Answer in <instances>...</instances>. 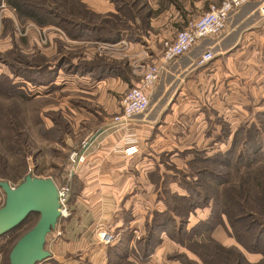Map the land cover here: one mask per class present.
Here are the masks:
<instances>
[{
    "label": "rangeland",
    "instance_id": "1",
    "mask_svg": "<svg viewBox=\"0 0 264 264\" xmlns=\"http://www.w3.org/2000/svg\"><path fill=\"white\" fill-rule=\"evenodd\" d=\"M13 1L25 2L24 4L28 6L22 11L23 13H18L5 0H0V77L9 85L14 86L16 95L9 98L0 95V105H4L6 109L10 110L13 108L17 120L24 126V136L27 143L26 156L23 159L25 175L50 177L57 187L66 185L69 188L67 208L68 201H73L76 196L83 192L85 183L88 184L91 192L96 188L94 184L99 183L100 188L96 192L101 193L103 190L102 194L105 196L110 193L115 198L119 196L121 202L113 200L112 203H104V206L107 205L108 208L115 204H122L127 195L139 196V202L132 201L129 207V210L133 208L134 212L139 213L137 219L131 218L128 213H124L122 225L119 227L114 226L118 222L114 218H110V220L101 219L104 224L106 221L112 222L111 227L110 224L94 226L96 232L100 229H106L113 235V242L104 244L107 246L105 248L106 257L109 256L111 264H141L143 261H148L163 240H166L168 242L166 246H169L164 254L166 261L170 262L168 264H254L259 262L262 258L260 253L255 254L245 250L236 240L229 245L221 244V250L217 249L208 240V237H205L206 233L199 237L194 232L192 235L195 234V236L190 237V229L193 226L197 229L199 223L205 221L211 213V201H205L203 197L208 192L214 193V188H219L215 179L206 178L200 175L197 170L207 165L204 162L205 157L209 158L219 152L225 153L231 148V139L238 127L244 126L249 129L252 128L253 124L257 126L259 119L257 120L256 115L264 110H254L252 105H248L252 92H249L250 89L248 88L251 86L245 84V80H248L249 77L244 72L254 62H246L245 65L243 59L237 60V62L236 60H223L225 62L220 66L219 74L222 76L221 78H215V75L210 72V74H204L195 80L194 86L198 85L195 87L202 101L205 102L203 105H199V111H202V115L199 116L201 125L192 124L193 118H190L188 122L187 116L189 114L177 112L171 115V118H177V122L176 120L172 121V131H169L170 128L168 127H164L163 132L154 129L147 139V144L139 148V155L136 151L137 153L135 152L133 155L115 159L116 157H109L105 153L99 156L84 154L83 146L87 142L84 137L89 132H94L99 124L97 122H85L87 120L79 117L76 112L78 107H88L87 102L95 100L96 97L62 89L61 83L55 82L56 76L51 82L45 83L43 78L52 75L49 71L55 70V64L58 63L59 57L64 56V60L70 62L74 55L71 50L62 51V55L58 54V48L68 46L69 43L66 39L59 40L57 37H52L50 40L49 31L58 32L62 37L65 35L67 38V32L57 24L60 17L68 24L78 20L84 22L93 20V23L102 28L106 26H108L107 28L121 27L123 25L131 29L130 35H135L139 29L135 26V18L139 16V12H137L139 0H113L115 6L122 8V12H118L117 15L92 13L87 6L81 4L80 0ZM29 10L34 11L39 19H44L45 23L40 25L32 20L26 13ZM262 17L264 18V16ZM47 27L49 29L45 30ZM179 30L177 28L176 32ZM51 43L52 46H50ZM85 44H91V42L83 45ZM95 45L96 48L100 46L98 43ZM102 51L103 55L115 56L120 60L125 57L122 49H103ZM96 52L98 53V51ZM259 58L262 59L261 56ZM241 65L246 66L244 72L243 67L240 68ZM36 66L41 67V69H36ZM125 68L126 74L124 73V75L127 77L129 75L139 82L141 78L139 71L136 74L134 67L126 66ZM230 68L233 70L231 72L236 75L234 78H227V75L223 74ZM258 75V79L264 78L263 73ZM251 76L253 77V74ZM61 80L60 78L59 82H62ZM135 85V83H132L131 86L128 84L122 93L116 95L119 107L124 93ZM194 92L197 94V91ZM253 93L257 95L256 91ZM19 95L24 98L19 97ZM215 106L218 108L217 111ZM220 110L223 113L218 114ZM104 112V115L106 114L110 120H113L120 110L118 112L115 109L108 114L105 109ZM232 118L235 121L234 126L230 122ZM214 128L219 130L220 134L218 138L211 139L206 135ZM178 132L185 133V135H178ZM246 132L241 133L243 134L242 137L246 136ZM251 132L254 131L251 130ZM197 134H200L199 138L196 137ZM23 143L25 142L23 141ZM81 151L80 160H76ZM144 154L150 155L146 156L145 162L139 165V168L136 167L135 162L137 160L143 161ZM5 158L9 163L7 170L17 163L8 155ZM210 166L219 173L228 172L227 177L232 175V179H235L234 174H238L233 169V172L228 171L227 167H219L218 164ZM75 173L80 174L83 180ZM224 176L226 177V174ZM20 180L21 178L9 183L16 186ZM143 182L146 183L145 187ZM116 188H118L119 193H116ZM146 190L151 198L150 202L141 199L144 198L141 196L147 195ZM128 192L130 193L127 194ZM96 194H93V199L98 198ZM105 196L104 200H107ZM3 203L4 194L0 189V207ZM108 214L106 212V215ZM177 214L183 215L181 222ZM38 217V214L31 213L18 228L0 237V264H9L10 249L17 239L36 223ZM171 218L174 222L165 224V226L161 225ZM155 222L160 225L152 228ZM180 223H183L182 228L184 227V230L177 228ZM222 228L225 234L229 236L227 229L224 226ZM149 231L152 232V238L148 240ZM182 231L185 234H182V237L177 236ZM53 233L54 231L50 235L48 234L45 249L54 251L64 260V253L58 248L55 249V246L53 247L55 245V242L54 244L51 242L54 237ZM167 233H173L179 238V241L170 239ZM209 233L213 239L211 232ZM131 237L133 240L129 242ZM213 241L219 243L215 239ZM244 242L249 243L251 241L244 239ZM263 244L264 241L261 243V249L264 252ZM145 245L148 246V256L146 257L143 253ZM117 247L121 248L120 256L122 259L113 255V250L116 252ZM233 247H237L238 251L232 252L231 248ZM240 252L244 255L242 259L245 263L238 259ZM246 252L254 254L250 257V261L245 256ZM106 264H109L108 261Z\"/></svg>",
    "mask_w": 264,
    "mask_h": 264
},
{
    "label": "crops",
    "instance_id": "2",
    "mask_svg": "<svg viewBox=\"0 0 264 264\" xmlns=\"http://www.w3.org/2000/svg\"><path fill=\"white\" fill-rule=\"evenodd\" d=\"M219 1L139 0V9L137 10L139 16L135 18V26L139 29L135 35H130L132 31L126 26H113V28H107L108 26H106L102 28L93 23L94 21L91 19V23L80 20L71 22L73 31L78 37L67 35L66 38L65 35L62 37L58 32L49 31L50 40L52 37H57L59 40L66 39L69 43L68 46L58 48V54L69 50L74 52L70 62L64 60L65 57L61 56L62 54L60 55L58 63L55 64V82L61 83L62 89L96 97L95 100L87 102L88 107L94 109L81 106L78 107L76 112L79 117L87 120L85 122H97L99 124L94 132H89L84 137V140L88 141L93 133L99 129L102 130L88 144L84 154L89 153L99 156L105 153L109 157H116L115 159L133 155L136 151L139 155V148L147 144V139L154 129L163 132L164 127H168L170 128L169 131H172L173 126L171 124L177 118L173 119L171 115L177 112L179 114H189L187 116L188 122L190 118H193L194 122L192 124L198 123L201 125L199 116L202 115V111H199V105L201 106L205 102L198 94L196 88L198 85L194 86L195 80L201 78L204 74H210V72L215 75V78H221L222 76H219V74L221 71L220 66L225 62L223 60H236L237 62V60L243 59L245 65L246 62H254V64L248 66L247 71H245L246 66L241 65L240 68L243 67L244 74L249 77L248 80H245V84L251 86V88L248 87L249 92H252L248 105H252L254 110L264 109V78L258 79V74H264V18L259 14L257 4L249 2L231 12L222 34L199 41L190 51L164 66L149 92L150 104L147 111L134 116L122 127H113L112 120L106 114L104 115L105 109L108 114L115 109L119 112L120 107L116 95L122 93L128 84L131 86L132 83L136 85L139 83L131 76L124 75V73L126 74V66L134 67L135 73L137 74V71H139L140 74L139 67L141 65L154 62L160 56L164 40L172 39L177 28H184L190 20L197 18L201 13L208 10L211 4H216ZM80 2L82 5L87 6L92 13L117 15L122 12V8L115 6L113 0H80ZM48 29L47 27L45 30ZM89 42L91 44L83 45ZM97 43L100 45L98 48L95 47ZM50 46H52V43ZM100 49H122L125 57L120 60L118 57L109 56L105 53L103 55V51ZM206 51H211L213 58L201 64L199 62L200 58ZM260 56L262 59L259 58ZM260 63L261 66H259ZM231 71L233 70L230 68L229 71H225L223 74L227 75V78H234L236 75ZM255 74L257 75L254 76ZM60 78L62 82H59ZM193 90L197 91V94ZM252 90L256 91L257 95ZM215 107L217 111L218 108ZM220 113H223L222 110L218 114ZM230 122L234 126L235 121L233 118ZM183 134L185 135V133L178 132V135L183 136ZM219 134V130L214 128L206 136L212 139L218 138ZM196 137L199 138L200 134H197ZM149 155L144 154L141 162L137 160L135 162L136 167L139 168V165L145 162L146 156ZM75 175L83 180L80 174L75 173ZM137 183L139 184V182ZM94 185L96 188L91 192L88 184L85 183V188L79 195L81 197L76 196L73 201H68V210L71 213L69 212L66 217H60L53 230L54 237L51 242L52 244L55 242V245H53L55 249L58 248L64 253V260L56 255L54 251L48 250L50 257L37 264H106L107 261L109 262L105 252L107 246L97 240L94 226L110 224L111 227L112 222L106 221L104 224L102 220L114 218L115 221L118 220L114 226L119 227L122 225V215L124 213H128L131 218L137 219L139 213L134 212L133 208L129 210V207L132 201L139 202V196L127 195L122 204H115L113 207L108 208L107 205L104 206V203H112L113 200L121 202L119 196L115 198L111 193L105 196L102 194L103 190L98 193L96 191L99 190L100 185L99 183ZM145 185L146 183L143 182L144 187ZM94 193H97L96 197L98 198L93 199ZM116 193H119L118 188H116ZM104 196L107 200H104ZM141 197H144L141 198L142 200L150 202L151 198L148 194ZM90 204L95 206L93 207ZM105 211L109 214L106 215ZM211 236L221 244L229 245L235 241L234 238L225 234L220 225L211 231ZM47 239L48 237L46 241ZM132 240L131 237L129 242ZM167 243L166 240L161 241L154 250V255H151L152 257L148 261H143L141 264L170 263L166 261L164 255L169 248V246H166ZM252 255L254 254L247 252L245 254L249 261ZM119 258L122 259L121 256Z\"/></svg>",
    "mask_w": 264,
    "mask_h": 264
},
{
    "label": "trees",
    "instance_id": "3",
    "mask_svg": "<svg viewBox=\"0 0 264 264\" xmlns=\"http://www.w3.org/2000/svg\"><path fill=\"white\" fill-rule=\"evenodd\" d=\"M5 2L18 13H23L22 11L28 6L24 4L25 2L13 0H5ZM26 13L37 24L42 25L45 23L44 19H39L34 11L29 10ZM57 24L67 32L69 36L78 37L73 31L72 23L68 24L63 18L59 17ZM35 68L38 70L41 69V67L37 66ZM49 73L52 75L43 78L45 83H49L53 80L56 74V68L55 70H50ZM14 91V86L9 85V83H6L5 80L0 77V95L7 98L12 96L15 97ZM19 97L23 96L19 95ZM16 108L19 107L16 106ZM256 117L257 120L259 119L257 121V126L253 124L251 126L252 128L249 129H246L244 126L238 127L231 139V148L225 153L219 152L209 158L205 157L204 162L207 165L197 170L200 175L209 179H215L219 188H214V193L208 192L207 195L203 197L205 201H211V213L205 221L199 223L197 229L195 226L190 229V237L195 236V234L192 235L194 232H196L199 237L206 233L205 237H208V240L211 241L217 249L222 250L221 243L219 244L213 241L209 232L218 225L224 226L229 236L234 238L245 250L252 253H260L262 255L261 260L254 264H264V252L261 249V243L264 241V110L258 112ZM251 130L255 132V135H253L254 132H251ZM24 132V126L17 120L14 109H6L4 105H0V180L10 182L21 178L20 182L23 181L25 177V162H23V159H25L26 156L27 145ZM242 132H246V136L242 137ZM23 141L25 143H23ZM236 146L237 148H235ZM7 155L17 162L8 170L7 167H9V163L7 158H5ZM209 163L210 165L218 164L219 167H227L228 171L231 170L233 172L234 170L238 172V174H234L233 176L235 179H232V175L227 177L228 172L219 173L214 167L208 166ZM225 174L226 177L224 176ZM177 216L181 222L183 215L177 214ZM171 222H174L172 218L161 225L165 226V224L168 225ZM157 225L159 226L160 224L155 222L152 228H155ZM182 225L183 223H180L177 228H182ZM182 229L184 230V227ZM182 234H185V232L182 231L181 234L177 236L182 237ZM168 237L172 240L179 241V238L173 235V233H169ZM150 238H152L151 231L148 232V240ZM244 239H249L251 242L245 243ZM147 249L148 246L145 245L143 248L145 257L148 256ZM231 249L232 252L238 251L237 247ZM116 250V252L113 250V255L118 257L120 256L121 248L117 247ZM196 252L198 253V250H196ZM240 253V258L238 257V259L242 261V263H245L244 259H242L244 255L242 252ZM108 263L111 264L110 261Z\"/></svg>",
    "mask_w": 264,
    "mask_h": 264
},
{
    "label": "built area",
    "instance_id": "4",
    "mask_svg": "<svg viewBox=\"0 0 264 264\" xmlns=\"http://www.w3.org/2000/svg\"><path fill=\"white\" fill-rule=\"evenodd\" d=\"M249 2L256 3L259 14L264 16V0H220L216 4H211L208 10L201 13L197 18L190 20L184 28L176 32L172 39L164 40L161 54L156 61L139 67L140 81L138 85L131 87L122 96L120 112L114 116L112 126L122 127L134 116L142 114L149 106V92L164 66L190 51L199 41L222 34L231 12ZM212 58V52L206 51L199 62L204 64ZM68 193L69 188L66 185L58 187L61 217L69 215V210L66 206ZM96 236L105 245L113 242V235L106 229H100L96 232Z\"/></svg>",
    "mask_w": 264,
    "mask_h": 264
},
{
    "label": "water",
    "instance_id": "5",
    "mask_svg": "<svg viewBox=\"0 0 264 264\" xmlns=\"http://www.w3.org/2000/svg\"><path fill=\"white\" fill-rule=\"evenodd\" d=\"M101 131L90 137L84 150ZM81 153L76 160H80ZM0 189L4 194V203L0 207V237L18 228L31 213L39 216L10 249L9 264H37L46 260L50 257V252L45 249L46 238L61 217L57 185L50 177L27 174L16 186L0 180Z\"/></svg>",
    "mask_w": 264,
    "mask_h": 264
}]
</instances>
